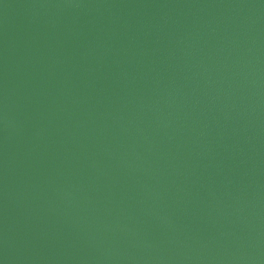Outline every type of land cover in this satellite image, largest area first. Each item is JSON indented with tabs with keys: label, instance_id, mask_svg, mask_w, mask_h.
Here are the masks:
<instances>
[{
	"label": "water",
	"instance_id": "1",
	"mask_svg": "<svg viewBox=\"0 0 264 264\" xmlns=\"http://www.w3.org/2000/svg\"><path fill=\"white\" fill-rule=\"evenodd\" d=\"M0 264H264V0H0Z\"/></svg>",
	"mask_w": 264,
	"mask_h": 264
}]
</instances>
